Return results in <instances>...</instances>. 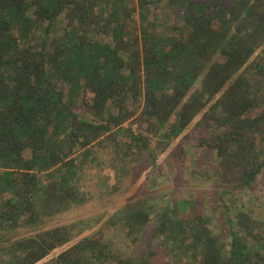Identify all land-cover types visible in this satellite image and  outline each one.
<instances>
[{"label":"trees","instance_id":"obj_1","mask_svg":"<svg viewBox=\"0 0 264 264\" xmlns=\"http://www.w3.org/2000/svg\"><path fill=\"white\" fill-rule=\"evenodd\" d=\"M262 44L264 0H0V232L89 201L85 179L102 186L113 175L107 187L118 189L200 112L193 143L217 155V174L250 186L264 170V58L246 66L253 76L242 67ZM138 111L136 131L124 122ZM106 164L111 173H101ZM150 200L127 202L105 228L44 261L83 228L67 222L14 238L3 264H150L146 250L115 248L112 225L127 229L125 247L160 243L175 264H264V218L237 210L219 245L203 207L184 198L157 210Z\"/></svg>","mask_w":264,"mask_h":264},{"label":"rangeland","instance_id":"obj_2","mask_svg":"<svg viewBox=\"0 0 264 264\" xmlns=\"http://www.w3.org/2000/svg\"><path fill=\"white\" fill-rule=\"evenodd\" d=\"M261 46L252 53L247 64L242 67V70H246L249 76L255 75L252 72L253 66L251 65L250 68L246 66L252 62L254 58H264V44ZM220 60H223L222 55L214 60L212 67ZM211 68L207 69L200 76L193 88H199L201 86L200 83L205 81L212 74ZM91 95L92 93L88 92L87 97L89 100ZM261 103L264 104L262 101ZM78 108L84 111V106H78ZM139 111L136 112L132 118L125 121L124 125L132 126L136 131L144 129L139 125V120L135 118ZM257 112H259L258 107L253 110L254 114ZM88 115L91 116L90 114ZM200 117L201 112L194 117L193 122L186 127L179 136L167 141L166 145H164L165 142L161 143V147L157 149L156 162L154 164H150L145 157L141 158L144 166L138 168L134 167L133 170L124 177V180L120 182L118 189L110 191L107 187V184L116 182L117 177L113 175L104 177V185L102 186L98 185V182L101 180L93 178L91 182H86L89 179H85L83 186L87 190L90 189L94 196L89 201L81 205H74L66 211L47 218L42 224L36 226V228L31 226H20L13 231H11L10 228H5L0 232V264H3L5 260V248L14 238H21L32 234L40 228H48L67 222H73L75 230L78 229L79 231L83 228L80 234L76 235L72 240L68 241L63 246L54 248L41 260L44 261L59 253L63 248L70 246L80 237L101 228L104 225V221L117 212L124 204L140 197L151 196L152 200L150 201L157 204V210L159 208L160 210H164L163 208L166 206L177 208L178 204L174 201L176 199L186 198L192 203L195 202L198 209L203 207L205 210L204 212L210 214L212 217L210 225L214 228L213 224H215V230L221 233L219 245L227 242L229 235L227 217L229 215L234 216V212L237 210L245 209L251 214L264 218V170L250 186L238 184L237 181H235L237 179L231 175L232 173L227 172L225 169L224 173L222 170L221 173L217 174L221 166L216 159L217 155H215L213 151H210L208 147L193 143L194 139L190 130ZM197 130L199 132H196L195 135L199 136L200 129L197 128ZM219 131V129L213 127L211 131H209V134H217ZM154 140L155 138L152 139V144H155ZM111 152L112 148L109 145L98 149V153L102 157L109 155ZM130 163H132L133 167L134 163ZM111 168L112 166L110 164H106L101 173H111ZM222 177L227 178V180L224 181ZM104 187L106 188V193L101 194L100 190ZM182 212L185 213V211ZM91 220L95 221L92 226L89 225ZM129 220L128 218L125 219L126 222ZM121 223L126 224L124 222ZM126 225L129 226V223ZM13 226H17V223ZM120 230V227L115 228V226L112 225L106 228V233L112 236L115 242V248L119 249L123 254L133 253L141 255L142 252L146 250L147 257L151 262L150 264H175L171 255L168 253V248L164 245L161 246L160 243L154 242L148 245L147 240H143L139 243L137 242L135 245H127V247H125L126 242L122 238V235H124L127 229L124 227L121 231ZM120 244H122V246Z\"/></svg>","mask_w":264,"mask_h":264}]
</instances>
